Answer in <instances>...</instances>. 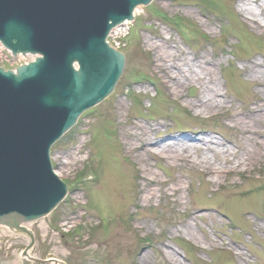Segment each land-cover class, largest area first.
Listing matches in <instances>:
<instances>
[{
    "label": "rangeland",
    "instance_id": "obj_1",
    "mask_svg": "<svg viewBox=\"0 0 264 264\" xmlns=\"http://www.w3.org/2000/svg\"><path fill=\"white\" fill-rule=\"evenodd\" d=\"M258 10L253 0L142 6L113 38L126 46L127 59L113 94L51 150L67 199L28 224L35 245L27 256L28 237L1 230L0 264H264V148L256 147L264 143V78L248 70L249 62L264 64ZM166 51L195 70L181 92L166 85ZM203 59L213 64L210 76L195 66ZM30 60L0 45V67ZM171 70L177 75L176 66ZM197 76L218 81V106L198 107L197 96L213 85H199ZM138 126L157 131L146 138ZM171 142L190 144L193 162L167 160L159 147ZM253 150L260 156L248 158Z\"/></svg>",
    "mask_w": 264,
    "mask_h": 264
},
{
    "label": "water",
    "instance_id": "obj_2",
    "mask_svg": "<svg viewBox=\"0 0 264 264\" xmlns=\"http://www.w3.org/2000/svg\"><path fill=\"white\" fill-rule=\"evenodd\" d=\"M153 0H0V42L14 55H35L15 71L0 68V225L48 217L68 193L51 147L121 79L126 56L107 43ZM49 264L48 262H41Z\"/></svg>",
    "mask_w": 264,
    "mask_h": 264
},
{
    "label": "bare ground",
    "instance_id": "obj_3",
    "mask_svg": "<svg viewBox=\"0 0 264 264\" xmlns=\"http://www.w3.org/2000/svg\"><path fill=\"white\" fill-rule=\"evenodd\" d=\"M255 4H257V7H258V11H259V15L263 18L264 20V0H253ZM243 4L246 5L249 0H242ZM141 10V6L140 7H137L135 9V12H134V15L137 16V14L139 13V11ZM245 11L248 12V14H250L252 16V18L250 19L256 26H254L255 29L257 28H261L262 27V24L256 19V16H255V13L247 8H245ZM244 11V12H245ZM164 44L166 46V48H170V41L169 40H166L164 41ZM168 55V56H167ZM33 58V57H31ZM162 61V64L160 65L161 68L163 69V71H165V75L167 77V81L169 80V82H167V86L169 85V83L171 82L174 87H175V90H178V92H181L179 91V88L181 87H186L189 83H191L192 81V73L195 71L193 67L191 66H188L187 69L184 70L183 68V65L185 66V63L183 64H180V65H177L175 64V61L173 60V54H169V51H166V56L165 57H161L160 59ZM167 61V63L165 62ZM249 66H248V70H249V73H251V75H255V76H260L262 78H264V64L260 61H252V62H249ZM176 66V68H178L177 70V75H176V72H174L173 70H171V68H173V66ZM182 66V67H181ZM196 68L197 67H201L202 71H206V75L210 76L211 75V72L213 71L211 67H208V66H213V64L208 60V59H203L202 62L198 65H195ZM207 66V67H206ZM206 68H208L209 70H206ZM177 76V78L175 77ZM254 76V77H255ZM208 81L209 83H211L213 85V87H209V88H206L203 90V92H200V95L197 96V104H198V107H201L202 109L204 110H209L211 109L212 107L214 106H218L219 105V102L220 101L219 99H217V95H219V93L217 91H215V84L217 85V80H213L211 77L209 78H200L199 76H197V82L199 81L200 83H198L199 85H202L204 83H206V81ZM207 87V86H206ZM177 92V95L178 97H183L181 94H179ZM207 95H206V93ZM254 119H257V118H254ZM253 119V120H254ZM140 127L141 126H138V129L140 130ZM150 129H147V133L144 134L143 133V128L140 130L142 132H140L141 136H144V137H149V133H154L157 131L156 127L155 126H150L149 127ZM138 136V135H137ZM192 140V139H191ZM202 141H205L204 139L201 140ZM178 142V140H177ZM177 142H171V143H168L166 144L165 146H162V147H159L158 144L154 143L152 144L151 147H159L160 150L162 152H165L167 153L168 155H166V159L169 160V159H172V160H175L177 162H181L182 164H189V163H192V156H191V151L189 149V145H186L184 143H177ZM264 143H261V145L259 143H257V146L256 147H263L264 148ZM179 145V148L178 146ZM177 146V147H176ZM194 148L198 149L197 146H195ZM255 149V147H253ZM131 150H134V146H131L130 147ZM151 150L149 151H145L143 150L142 151V154L144 155H150ZM248 158H252V159H255L257 158V156H260L261 154V150H260V153H258V155L256 156V154H254V150L253 152L252 151H248ZM140 158L142 161H144L143 159V155H140ZM248 166V165H247ZM209 169V168H208ZM211 172L207 170L208 173H211L212 175H215L217 177H220L219 175L221 174V171H216V170H213L211 169ZM234 172V170H232ZM144 190L146 192H148L149 194L151 193V189H147L146 187L144 188ZM178 190V188H177ZM1 226V225H0ZM24 227L27 229V231H29L28 229V225H24ZM191 228L190 227H187V230H190ZM6 231V228L4 226H1L0 227V231Z\"/></svg>",
    "mask_w": 264,
    "mask_h": 264
}]
</instances>
